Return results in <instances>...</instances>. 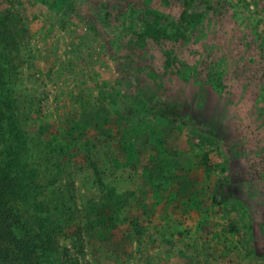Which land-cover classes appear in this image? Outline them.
Segmentation results:
<instances>
[{
    "label": "rangeland",
    "instance_id": "obj_1",
    "mask_svg": "<svg viewBox=\"0 0 264 264\" xmlns=\"http://www.w3.org/2000/svg\"><path fill=\"white\" fill-rule=\"evenodd\" d=\"M1 28L77 264H264V0H0Z\"/></svg>",
    "mask_w": 264,
    "mask_h": 264
},
{
    "label": "trees",
    "instance_id": "obj_2",
    "mask_svg": "<svg viewBox=\"0 0 264 264\" xmlns=\"http://www.w3.org/2000/svg\"><path fill=\"white\" fill-rule=\"evenodd\" d=\"M145 27L157 33V17L147 21ZM6 33L5 28L0 29V264H77V257L59 245L58 238L64 232L60 223L53 222L48 207L36 199L48 181H39V172L26 155V133L16 117L17 105L10 87L13 72L4 50L9 46ZM121 76L120 72L123 80ZM147 108L158 119L191 125L184 119L182 104L147 103ZM193 128L203 132L200 127ZM79 235L78 228L69 235L74 238L70 245L75 252Z\"/></svg>",
    "mask_w": 264,
    "mask_h": 264
}]
</instances>
